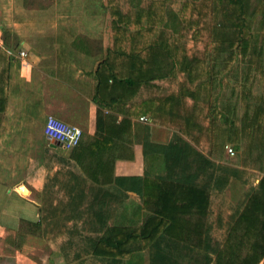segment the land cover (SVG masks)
<instances>
[{
	"label": "crops",
	"instance_id": "0c3cea01",
	"mask_svg": "<svg viewBox=\"0 0 264 264\" xmlns=\"http://www.w3.org/2000/svg\"><path fill=\"white\" fill-rule=\"evenodd\" d=\"M78 47L73 46L77 54L91 56L90 44L84 41ZM34 57L32 60L26 51V67L20 65L18 54V63L0 65V264L89 261L90 243L105 228H140L145 218L156 215L160 208L164 223H151L159 232L150 245H173L167 252L173 264H215L218 255L229 264H264V254L258 260L253 258L264 246L261 140L253 145L245 142L250 149L247 153L242 152L241 140L239 144L231 141L233 145L213 143L201 134L192 142L182 135L181 124L172 126L171 116L157 122L144 116V121L141 117L132 121L122 146L118 144L108 157L112 175L94 179L84 169L89 157H71L73 148L65 149L48 138L43 126L49 115L56 114L83 128V145L94 137L96 65H46L43 53ZM166 82L171 81H154L148 91L141 89L138 98L159 94ZM144 123L150 125V142L162 146L149 148L145 154ZM177 136L199 155L191 152L177 160L167 147ZM226 145L236 148L237 158L246 156L231 159L235 153L229 156ZM259 150L261 154H256ZM254 153L256 158L250 162ZM116 177L127 179L116 185L112 180ZM129 177L141 178L151 188L140 194L125 190L133 182ZM156 177L167 178V183L156 186ZM177 184L181 190L173 189ZM146 192L148 201L144 203ZM158 197L165 199L163 209Z\"/></svg>",
	"mask_w": 264,
	"mask_h": 264
},
{
	"label": "trees",
	"instance_id": "16d2710c",
	"mask_svg": "<svg viewBox=\"0 0 264 264\" xmlns=\"http://www.w3.org/2000/svg\"><path fill=\"white\" fill-rule=\"evenodd\" d=\"M115 1L109 0L108 10L109 18H111L112 44L104 49L93 70L95 82L92 100L97 108L95 134L85 145L80 140L70 155L76 160L79 156H88L90 162L84 169L94 179V176L98 175L104 177L112 175V162L108 157L112 150H116L118 144L122 146V142L131 129L132 121L142 116H146L149 122H157L166 121L165 117L169 115L182 125L180 126L182 135L190 138L192 142H196L197 135L203 134L213 143L217 141L224 143V135L218 136L216 133L218 128L216 120L222 112L217 110L216 98L212 97L211 86L215 82L214 65H205V63L199 65L198 60L188 57L178 44L182 35L180 34L173 41L170 34L172 32L166 29L171 28L173 32L180 33L184 28V25L180 24V19L187 22L192 16L194 5L191 1L185 0L182 3L180 17L176 13L168 14L167 0H148L146 5H141V0H138L136 9L128 5L130 4L128 0H124L127 3L125 12ZM248 4L249 0H214L212 6L214 17L210 33L211 52L214 56L226 50L228 51L227 60L231 63L237 60L240 54L246 57L248 51L252 54L264 53V0L263 4L255 9V12L260 13L257 29L251 27L249 18L255 14L251 13L252 11L248 13ZM194 33L197 32L194 31ZM3 43L5 44L4 40ZM257 69L262 75L264 74V65H257ZM178 72L186 75L189 84H193L195 80L198 81L193 87L179 83V89L175 92L162 95L156 93L138 98L141 89L148 91L153 87L154 81L172 82L178 78ZM158 87L156 85V88ZM186 96L191 100L189 106L187 100H184ZM204 108L206 113H203ZM224 119L226 123L233 124V120H230L228 116H224ZM263 120L264 100L258 102L251 113L246 107L242 115L241 127L242 135L249 144L253 145L254 141L259 143L261 140L259 144L262 150H264ZM149 128L148 123L141 125L144 154L149 151V148H162L150 142ZM233 134V141L239 144V130H235ZM175 141L180 143V147H175ZM174 142H170L167 147L174 151L177 160L187 157L191 152L199 155L183 137H175ZM164 158H168L165 152ZM168 167L169 165L167 169ZM169 168L171 169V166ZM126 179V177H116L112 180L116 185H121ZM165 179L156 177L155 185L166 184ZM129 180L137 184L130 182V186H126L125 190H135L140 194L141 191H148L151 188L141 178L129 177ZM173 189L181 190L182 186L177 184V188ZM144 194L143 202L145 203L148 201L147 192ZM157 200L161 202L163 209L165 199L158 197ZM160 209L156 215H148L140 228L108 226L100 235L92 239L91 259L79 263L173 264L167 257L169 255L167 252L173 245H160L154 242L150 245L159 232V228L150 227L151 223L155 220L164 223V212ZM141 251H143L142 255L139 254ZM263 254L264 246L262 251L253 258L258 260ZM220 258L221 256L218 255L215 264H229L221 261Z\"/></svg>",
	"mask_w": 264,
	"mask_h": 264
},
{
	"label": "rangeland",
	"instance_id": "374dc122",
	"mask_svg": "<svg viewBox=\"0 0 264 264\" xmlns=\"http://www.w3.org/2000/svg\"><path fill=\"white\" fill-rule=\"evenodd\" d=\"M116 1L119 8L125 12L127 3L124 0ZM128 1L132 3L128 5L136 9L138 0ZM147 1L141 0V5H146ZM184 1L167 0L168 14L176 13L180 17V9ZM188 1L194 5V10L187 22L180 19V24L184 25V28L180 33L173 32L171 28L166 29L172 32L170 34L173 41L180 34L182 35L178 44L188 57L198 60L199 65L204 63L214 65L215 82L211 86L212 97L216 98L217 110L222 112L216 120L217 134L224 135V143L233 145L231 142L234 138L233 132L235 129L241 131L242 115L246 107L251 113L253 107L262 99L264 100V74L262 75L257 69V65H264V53L252 54L248 51L246 57L240 54L238 59L231 63L227 60L228 51L226 50L214 56L210 45L214 0ZM109 3V0H0V45L2 43L4 48V51L0 52V65H14L16 61L18 63L15 56L23 49V41L26 42L24 47L32 60L41 52L44 54V59L48 60L46 65H95L102 56L104 48L112 44ZM261 4L263 0H249L247 11L255 14L249 18L252 29L259 28L260 13L255 12V9ZM226 7L228 9V3ZM84 41L90 44L91 56L89 57H84L79 52L77 54V49L73 48V46L79 48V43ZM177 77L169 84L167 82L161 84L162 91L159 94L175 92L179 89V83L193 87L198 81L195 80L193 84H189L186 75L181 72H178ZM184 100H187L188 106L191 105L188 96ZM205 108L203 113H206ZM55 115L52 116L58 118ZM224 116L233 120V124L226 123ZM58 119L68 125H76L62 118ZM173 119L170 117L173 121L172 126L173 124L177 126L179 122L175 123ZM79 127L83 130L81 126ZM239 138H242L240 139L242 152L250 150L248 144H245L248 142L245 137L239 135ZM234 151L235 155L231 159H244L246 156L242 154V158H237L238 151L236 148ZM221 153L223 157L228 158L225 153ZM257 153L261 154L260 150ZM255 158L254 153L250 162ZM38 264H44V261L39 260Z\"/></svg>",
	"mask_w": 264,
	"mask_h": 264
},
{
	"label": "built area",
	"instance_id": "2783aa9c",
	"mask_svg": "<svg viewBox=\"0 0 264 264\" xmlns=\"http://www.w3.org/2000/svg\"><path fill=\"white\" fill-rule=\"evenodd\" d=\"M20 59V65L26 67L28 65L25 60L26 51L21 50L18 54ZM140 120H145V117H141ZM44 134L63 146L65 149H72L78 145L82 138L83 130L77 125H68L58 118L49 115L43 126ZM225 149L229 156H233L235 151L232 146L226 145Z\"/></svg>",
	"mask_w": 264,
	"mask_h": 264
},
{
	"label": "water",
	"instance_id": "95a60500",
	"mask_svg": "<svg viewBox=\"0 0 264 264\" xmlns=\"http://www.w3.org/2000/svg\"><path fill=\"white\" fill-rule=\"evenodd\" d=\"M57 142V141H56ZM57 143H59V142H57ZM60 144V143H59Z\"/></svg>",
	"mask_w": 264,
	"mask_h": 264
}]
</instances>
